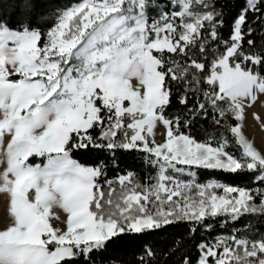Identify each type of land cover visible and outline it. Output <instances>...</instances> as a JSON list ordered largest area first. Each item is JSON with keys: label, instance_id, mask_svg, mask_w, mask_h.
<instances>
[{"label": "snow or ice", "instance_id": "snow-or-ice-1", "mask_svg": "<svg viewBox=\"0 0 264 264\" xmlns=\"http://www.w3.org/2000/svg\"><path fill=\"white\" fill-rule=\"evenodd\" d=\"M257 104L264 0H0V264H264Z\"/></svg>", "mask_w": 264, "mask_h": 264}, {"label": "trees", "instance_id": "trees-1", "mask_svg": "<svg viewBox=\"0 0 264 264\" xmlns=\"http://www.w3.org/2000/svg\"><path fill=\"white\" fill-rule=\"evenodd\" d=\"M60 3H68L69 0H59ZM52 21H47V24H50ZM47 24L45 27H47ZM224 34L227 35V28L224 30ZM203 127H207L211 130V124L210 122L205 123ZM203 127L199 129V131L203 132ZM96 153H91L87 156L81 155L79 153L74 154V158L80 160L82 163H91L97 159ZM117 163L118 167H109L108 169V178L112 179L114 178L118 173L124 174L127 171L131 170L137 174V178L140 180H143L145 177H147L150 174V169L143 164L141 157L138 153H124V152H118L117 153ZM208 179H220L222 182L225 183H233V184H240L244 185L248 183V177L245 175H228V174H221V173H215V174H205L201 176V180L206 182ZM183 231L182 228H175L170 229L167 232H164L158 236H156L154 239L157 243L161 244L162 246L166 241H168L172 235H175L178 232ZM218 232L225 231L224 229H217Z\"/></svg>", "mask_w": 264, "mask_h": 264}, {"label": "rangeland", "instance_id": "rangeland-1", "mask_svg": "<svg viewBox=\"0 0 264 264\" xmlns=\"http://www.w3.org/2000/svg\"><path fill=\"white\" fill-rule=\"evenodd\" d=\"M253 112L258 113L259 116L261 117L260 123L252 119ZM162 131H163L162 128L157 129L156 138L158 141L163 139V136L160 135ZM245 131L247 137L254 142L255 146L258 149L264 150V107H262L260 104H257L251 110H249ZM2 157H3V152L2 150H0V158ZM41 159L42 158H38V157L30 158V160L33 163H39ZM3 211H4L3 206L0 205V214H3Z\"/></svg>", "mask_w": 264, "mask_h": 264}]
</instances>
